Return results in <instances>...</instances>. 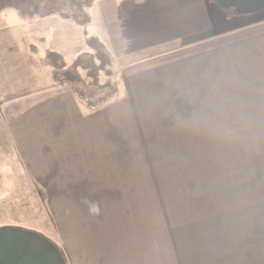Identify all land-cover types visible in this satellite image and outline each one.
<instances>
[{
    "label": "rangeland",
    "instance_id": "obj_1",
    "mask_svg": "<svg viewBox=\"0 0 264 264\" xmlns=\"http://www.w3.org/2000/svg\"><path fill=\"white\" fill-rule=\"evenodd\" d=\"M93 1L8 0L20 7L21 11H14L19 19L5 13L9 11L1 2L0 33L21 37L28 50L34 44L40 54L44 48L62 50L67 67L86 50L81 29L90 35L87 26ZM44 14L51 17L42 21ZM35 20L38 23L31 25ZM95 24L92 20L91 28L95 29ZM236 25H225L224 30L241 26ZM41 36L47 39L43 44L35 39ZM197 42L196 37L189 41L191 45ZM211 42L207 39V48ZM169 45L158 51L172 49L178 55L176 45ZM255 47L260 50L259 42ZM27 52L36 60L41 56ZM228 63L224 61V68L203 66L208 74L223 69L216 75L223 83L208 94L204 104L201 101L204 107L199 113L174 121L173 115L158 112H166L158 108L159 100H152L154 105L147 107L134 106L132 115L128 113L132 129H127L126 135L139 153L129 151L131 159L121 165L117 178L112 177L108 195L86 194L84 203L48 200L49 185H21L24 182L18 179L15 161L8 160L15 155L7 154L10 142L0 130V230H17L53 244L65 258L64 264H70L74 252L71 230L93 223L156 226L158 233L153 236L159 243L161 264L167 255L172 264H264V66L249 68L257 72L232 74L226 71ZM114 66L112 77L106 81L101 76L100 83L110 82L120 98L121 78L129 65L114 62ZM51 73L40 66L41 88L46 83V87L56 85L58 89ZM80 78L88 82L83 72ZM75 86H81L79 81ZM62 91L71 92L66 87ZM100 95L95 89L90 97ZM79 105L80 114L90 112L86 103ZM70 206H81L88 218H71Z\"/></svg>",
    "mask_w": 264,
    "mask_h": 264
},
{
    "label": "crops",
    "instance_id": "obj_2",
    "mask_svg": "<svg viewBox=\"0 0 264 264\" xmlns=\"http://www.w3.org/2000/svg\"><path fill=\"white\" fill-rule=\"evenodd\" d=\"M7 1L5 13L19 19L14 11L20 7ZM91 5L88 36L97 37L112 67L114 62L129 66L121 78L123 97L117 93L112 102L88 114H80L81 102L62 87L44 83L41 88L38 69L48 67L27 52L30 48L21 37L0 33V130L11 145L7 154L15 155L8 160L15 161L21 185H49L48 200L84 203L86 194L108 195L112 177L117 178L121 165L131 159L129 151L139 153L126 135L132 129L128 113L132 115L134 106L154 105L156 99L158 108L166 109L158 112L183 120L199 113L201 101L204 104L209 93L222 87L223 79L216 75L224 70L208 74L203 66L224 68V61H230L226 71L232 74L264 66V10L240 16L220 9L215 0H94ZM233 22L241 26L225 31ZM194 37L198 42L191 45ZM206 37L212 40L209 48ZM169 44L176 45L178 55L172 49L158 51ZM55 52L63 56L62 50ZM80 208L70 206L71 218H88ZM156 229L93 223L71 230L75 238L70 264H161ZM168 258L162 264H172Z\"/></svg>",
    "mask_w": 264,
    "mask_h": 264
},
{
    "label": "trees",
    "instance_id": "obj_3",
    "mask_svg": "<svg viewBox=\"0 0 264 264\" xmlns=\"http://www.w3.org/2000/svg\"><path fill=\"white\" fill-rule=\"evenodd\" d=\"M75 3H79L82 0H74ZM5 0H0V3ZM2 4V5H3ZM85 3L83 2V5ZM19 8V7H18ZM67 19V18H66ZM78 23V21H77ZM83 36V42L86 50L72 63L66 67L64 56L50 50V48L43 49V53L38 52L37 47L34 44L29 45L30 50L34 55H41L38 57L42 66L50 68L52 70L51 80L56 82L60 87H66L70 90L71 94L80 102L87 104L90 112L95 111L111 98L117 95V88L115 89L110 82H106V79L112 77V62L107 53L103 51L98 41L93 36H88L84 27L81 29ZM36 42L43 44L46 41V37H36ZM83 56V57H82ZM80 72L84 73V76L88 82L80 78ZM105 78V82L100 83V77ZM79 81L80 87L75 86V83ZM83 87V88H82ZM97 89L102 92V95L97 98H91V91ZM106 91V92H105ZM54 249L53 244H51ZM57 251V249L55 250ZM60 254V252L57 251ZM61 264H64L65 258L60 254Z\"/></svg>",
    "mask_w": 264,
    "mask_h": 264
},
{
    "label": "water",
    "instance_id": "obj_4",
    "mask_svg": "<svg viewBox=\"0 0 264 264\" xmlns=\"http://www.w3.org/2000/svg\"><path fill=\"white\" fill-rule=\"evenodd\" d=\"M222 10L244 16L264 10V0H215ZM0 264H61L55 249L34 235L0 230Z\"/></svg>",
    "mask_w": 264,
    "mask_h": 264
}]
</instances>
